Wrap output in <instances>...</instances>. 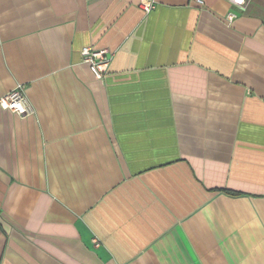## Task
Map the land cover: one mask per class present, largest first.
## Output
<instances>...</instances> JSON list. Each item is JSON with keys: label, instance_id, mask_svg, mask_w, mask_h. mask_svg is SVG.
Segmentation results:
<instances>
[{"label": "crops", "instance_id": "0c3cea01", "mask_svg": "<svg viewBox=\"0 0 264 264\" xmlns=\"http://www.w3.org/2000/svg\"><path fill=\"white\" fill-rule=\"evenodd\" d=\"M142 1L0 0V264H264V0Z\"/></svg>", "mask_w": 264, "mask_h": 264}, {"label": "built area", "instance_id": "2783aa9c", "mask_svg": "<svg viewBox=\"0 0 264 264\" xmlns=\"http://www.w3.org/2000/svg\"><path fill=\"white\" fill-rule=\"evenodd\" d=\"M199 3H203V0H196ZM232 5L245 9L251 0H227ZM141 6L145 11H149L153 7V0H143ZM236 17V14L229 13L227 18L232 21ZM83 60L89 64L92 73L98 79H103L108 70L111 56L105 49L98 50L93 47H85L82 50ZM0 106L4 109L10 110L17 115L26 116L33 113L31 104L24 92V87L18 86L16 89L10 91L4 96L0 97Z\"/></svg>", "mask_w": 264, "mask_h": 264}]
</instances>
